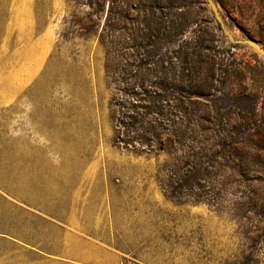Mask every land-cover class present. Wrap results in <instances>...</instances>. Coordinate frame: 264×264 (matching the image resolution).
Here are the masks:
<instances>
[{
	"label": "rangeland",
	"instance_id": "obj_1",
	"mask_svg": "<svg viewBox=\"0 0 264 264\" xmlns=\"http://www.w3.org/2000/svg\"><path fill=\"white\" fill-rule=\"evenodd\" d=\"M237 1L216 5L222 25L204 6L210 24L193 30L250 70L217 85L215 107H252L264 124V57L247 44L264 49V2ZM82 3L0 0V264H264V215L172 200L165 156L116 143L100 27L82 31Z\"/></svg>",
	"mask_w": 264,
	"mask_h": 264
},
{
	"label": "trees",
	"instance_id": "obj_2",
	"mask_svg": "<svg viewBox=\"0 0 264 264\" xmlns=\"http://www.w3.org/2000/svg\"><path fill=\"white\" fill-rule=\"evenodd\" d=\"M82 1L89 16L82 31L100 27L116 143L165 156L158 185L172 200L263 216L264 190L251 185L264 183V124L253 119L252 107H215L210 100L221 93L222 80H243L250 70L218 59L208 34L203 38L193 30L210 24L200 20L205 0ZM213 1L224 11L239 8L237 0ZM108 2L112 7L106 10ZM93 17L103 18L101 26ZM232 86L225 87L228 93Z\"/></svg>",
	"mask_w": 264,
	"mask_h": 264
},
{
	"label": "water",
	"instance_id": "obj_3",
	"mask_svg": "<svg viewBox=\"0 0 264 264\" xmlns=\"http://www.w3.org/2000/svg\"><path fill=\"white\" fill-rule=\"evenodd\" d=\"M205 2L207 3V5L209 6L213 16L215 17V19L217 20V22L222 25V20L220 17V14L218 12L217 6L214 3L213 0H205ZM247 44L252 47L253 49H255L261 56L264 57V49H262L261 47H259L257 44H255L253 41H248Z\"/></svg>",
	"mask_w": 264,
	"mask_h": 264
}]
</instances>
